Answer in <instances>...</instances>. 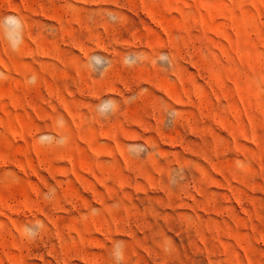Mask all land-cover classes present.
<instances>
[{
  "label": "rangeland",
  "instance_id": "1",
  "mask_svg": "<svg viewBox=\"0 0 264 264\" xmlns=\"http://www.w3.org/2000/svg\"><path fill=\"white\" fill-rule=\"evenodd\" d=\"M0 264H264V0H0Z\"/></svg>",
  "mask_w": 264,
  "mask_h": 264
}]
</instances>
